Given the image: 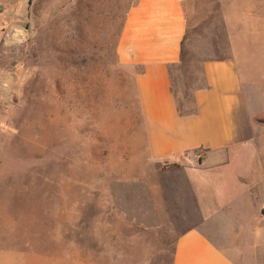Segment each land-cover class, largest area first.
<instances>
[{
  "label": "rangeland",
  "instance_id": "obj_1",
  "mask_svg": "<svg viewBox=\"0 0 264 264\" xmlns=\"http://www.w3.org/2000/svg\"><path fill=\"white\" fill-rule=\"evenodd\" d=\"M135 2L0 0V264H74L75 239L87 260L104 244L115 257L139 250L140 226L125 215L154 209L144 201L157 175L145 161L135 70L116 53ZM185 8L200 13L190 9L171 80L189 108L203 61L229 47L220 0ZM254 75L263 97L264 64ZM255 120L258 155L228 173L235 220L226 249L235 264H264V112Z\"/></svg>",
  "mask_w": 264,
  "mask_h": 264
},
{
  "label": "crops",
  "instance_id": "obj_2",
  "mask_svg": "<svg viewBox=\"0 0 264 264\" xmlns=\"http://www.w3.org/2000/svg\"><path fill=\"white\" fill-rule=\"evenodd\" d=\"M187 1L136 0L116 45L119 62L135 70L145 161L157 175L144 201L154 209L125 215L140 226L139 250L123 247L115 257V247L104 244L87 260L86 248L75 239L74 264H96L97 254L102 264H122L121 257L133 256V264H235L226 249L233 236L228 224L235 220L228 173L235 163L258 155L255 119L264 112V95L255 91L254 70L264 64V0H220L229 53L203 61V86L185 108L173 92L171 74L181 60L187 16L200 13L185 8Z\"/></svg>",
  "mask_w": 264,
  "mask_h": 264
}]
</instances>
